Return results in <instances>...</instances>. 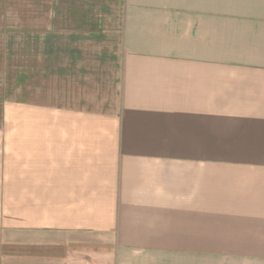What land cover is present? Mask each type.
Wrapping results in <instances>:
<instances>
[{"label": "crops", "instance_id": "0c3cea01", "mask_svg": "<svg viewBox=\"0 0 264 264\" xmlns=\"http://www.w3.org/2000/svg\"><path fill=\"white\" fill-rule=\"evenodd\" d=\"M0 264H264V0H0Z\"/></svg>", "mask_w": 264, "mask_h": 264}]
</instances>
